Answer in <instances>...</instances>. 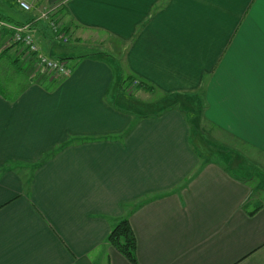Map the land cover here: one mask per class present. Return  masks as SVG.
<instances>
[{"label":"crops","instance_id":"obj_1","mask_svg":"<svg viewBox=\"0 0 264 264\" xmlns=\"http://www.w3.org/2000/svg\"><path fill=\"white\" fill-rule=\"evenodd\" d=\"M24 1L0 0V18L33 21L72 72L43 78L0 30V264H133L107 242L124 217L137 264H264L253 176L200 154L189 124L264 153V0ZM52 10L66 43L39 19ZM128 78L161 107H120Z\"/></svg>","mask_w":264,"mask_h":264},{"label":"rangeland","instance_id":"obj_2","mask_svg":"<svg viewBox=\"0 0 264 264\" xmlns=\"http://www.w3.org/2000/svg\"><path fill=\"white\" fill-rule=\"evenodd\" d=\"M54 19L57 20L56 13L53 14V12L48 15V19H43V21L47 23L49 29H51L53 36H55V33L53 32L51 23L54 21ZM61 31L65 32L66 35L69 34L68 31L62 27H61ZM54 40L63 42L55 38ZM63 43H66V42H63ZM124 47L125 46H122L121 43L118 48H116V45H113L110 51L123 64V67L125 68V65H124L125 48ZM40 51L43 52L42 49H40ZM90 52L92 51L88 52L87 50L86 52H80V53H90ZM40 69H42V70H39L40 76H43V78L47 77L46 75L49 74L48 71L44 70L42 66H40ZM138 85H140V82L136 80L134 83L129 84L126 87V92L129 94L124 93L123 94L124 96L121 94L120 101H119L120 107H123L128 110L127 103L130 101L129 106L132 107L134 100L137 102V103L135 102V104L139 106L138 107L139 109L143 108L142 105L144 104H150V106L152 107L153 106L161 107L160 106V103H162L161 95L137 94L138 90H136V86ZM124 99L127 100L126 104H123V101H125ZM147 111H151V109L147 108ZM158 112H159V109H157L154 113H158ZM199 127L200 128L196 132L197 133L195 136L196 139L195 140L193 139L194 144H195L193 145V147L199 153L201 152L203 155L208 154V152L205 151L206 148H208L212 153L214 152L216 153V150L222 151L223 155L226 156L225 159H227V162L224 165L228 169H231V171H233L234 173L240 174L241 176L243 175L248 176V174H250V176H253L251 178L250 185L251 187H253V190H254L253 191V196H254L253 198H255L254 202H256L257 204L260 203L261 201L264 202V153L261 152V150L257 148L244 144L243 142L234 138L228 132H225L218 127H214L211 123L207 121H205L204 124H201V125L199 124ZM208 155H211V153H209ZM213 158H215V156H213ZM244 162H246L247 166L251 168L250 169L251 171L247 167L243 168ZM249 172H251L252 174Z\"/></svg>","mask_w":264,"mask_h":264},{"label":"built area","instance_id":"obj_3","mask_svg":"<svg viewBox=\"0 0 264 264\" xmlns=\"http://www.w3.org/2000/svg\"><path fill=\"white\" fill-rule=\"evenodd\" d=\"M18 6L25 12H31L32 6L24 0H16ZM56 10H52L48 13H44L39 19H48V15ZM55 21V22H54ZM51 23L53 32L55 33L54 38L63 42H68V35L61 31V27L58 21L54 19ZM0 30H7L11 33V37L14 43L21 44L31 53L34 54L38 63L48 71V73L56 77H67L71 75V69L68 63L64 60L53 58L40 51V47L37 44L34 37V28L32 22L24 24H16L5 19L0 18Z\"/></svg>","mask_w":264,"mask_h":264},{"label":"trees","instance_id":"obj_4","mask_svg":"<svg viewBox=\"0 0 264 264\" xmlns=\"http://www.w3.org/2000/svg\"><path fill=\"white\" fill-rule=\"evenodd\" d=\"M33 22V21H31ZM66 60V59H62ZM126 81H129V84H132L135 82V80L128 78ZM126 82L122 83V90H126L124 85ZM140 88L146 87L147 89H150L147 87L144 83H140L138 85ZM191 115L189 117V124H191V127L193 130L197 131V125L195 123V119L198 118V116ZM107 242L111 246H113L117 251H119L128 261H130L133 264H137V239L135 236V233L131 227L130 221L128 217H124L115 224V226L110 231Z\"/></svg>","mask_w":264,"mask_h":264}]
</instances>
